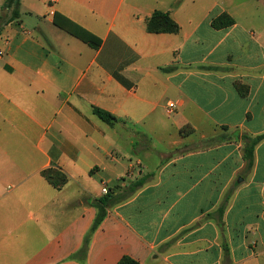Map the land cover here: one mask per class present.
<instances>
[{
	"label": "crops",
	"instance_id": "0c3cea01",
	"mask_svg": "<svg viewBox=\"0 0 264 264\" xmlns=\"http://www.w3.org/2000/svg\"><path fill=\"white\" fill-rule=\"evenodd\" d=\"M156 10L179 33L147 32ZM223 13L236 23L212 28ZM239 15L223 0H21L12 19L0 0V264H264V139L245 155L264 135V30ZM229 39L243 62L210 61ZM50 168L69 177L62 189Z\"/></svg>",
	"mask_w": 264,
	"mask_h": 264
},
{
	"label": "trees",
	"instance_id": "16d2710c",
	"mask_svg": "<svg viewBox=\"0 0 264 264\" xmlns=\"http://www.w3.org/2000/svg\"><path fill=\"white\" fill-rule=\"evenodd\" d=\"M21 4V0H7V7L12 10V19H16L19 16V7ZM236 23V20L230 16L228 13H223L220 16L214 18L211 22V27L220 30L224 28H228L233 26ZM55 25L61 27L71 35L79 38L83 42L89 44L91 47L97 49L101 46L102 40L85 30L81 29L77 25L71 24V27H66L58 24L55 22ZM146 29L147 32L153 33V34H159V33H179L180 26L179 24L171 17L170 13L163 12L160 10H156L151 17H149L146 20ZM165 72H170L173 70V67H168L163 69ZM241 85V84H239ZM248 89L246 90H240V93L242 95H245L247 93ZM94 113L104 122L107 124H114L117 120V118L100 108H94ZM194 132L193 127L190 125L184 126L180 129V134L182 136H189ZM225 135H219L216 137L209 138L205 141L208 145H213L218 143L219 141H222L225 139ZM264 139V135L258 136L256 138H250L249 144L245 148V155L248 160H251L253 156V150L255 145ZM43 177L56 189L60 190L62 189L69 181V177L59 168H50L42 171ZM143 183V180L136 182L135 184L131 185L129 187L130 192H133L136 188H138ZM228 199V197H227ZM118 198L113 197L111 194L106 195L104 198L99 199L96 203V207L98 209V213L95 219V222L91 228L90 233L94 232L97 227L101 224V222L105 219L107 215V208L117 202ZM220 216L222 214V211H220ZM89 236L85 238L84 241V247L82 249V252L86 251V247L89 243ZM117 264H140L138 261L128 257L124 256Z\"/></svg>",
	"mask_w": 264,
	"mask_h": 264
},
{
	"label": "rangeland",
	"instance_id": "374dc122",
	"mask_svg": "<svg viewBox=\"0 0 264 264\" xmlns=\"http://www.w3.org/2000/svg\"><path fill=\"white\" fill-rule=\"evenodd\" d=\"M227 6H231L234 5L237 9V11L240 13V22L242 25L248 24L249 22L246 21V17L252 20V23L256 26V27H261V29L264 30V0H223ZM244 18H242V17ZM248 20V19H247ZM204 34V32L202 33ZM212 34H214V32H212L210 30V35L208 37V40H212ZM261 41L264 42V38L261 39ZM211 43V41L207 42L203 51H209L211 50L210 47H208V45ZM227 46V47H226ZM226 47V48H225ZM225 50H222L224 49ZM245 53L244 49H240L236 47V44L234 42H232L231 39L227 40V42L225 43V46H222L220 48H218L214 54L212 56L209 57V60H214L216 62H230V63H234V64H241L243 62V54ZM231 55V57H229ZM244 90H246L245 87H243ZM168 98L170 97H165L164 99V104H166ZM162 115L164 116V120L168 121V113H162ZM152 127L154 128H159L158 130L161 132L160 136L158 135V139H156V143L157 142H164L166 141V139L169 137L168 133H165L161 130L162 128V124H156L155 122L152 123ZM167 137V138H166ZM155 141V140H153ZM118 185H114L113 188L108 189V193L110 194L111 191L115 190V188H117Z\"/></svg>",
	"mask_w": 264,
	"mask_h": 264
},
{
	"label": "built area",
	"instance_id": "2783aa9c",
	"mask_svg": "<svg viewBox=\"0 0 264 264\" xmlns=\"http://www.w3.org/2000/svg\"><path fill=\"white\" fill-rule=\"evenodd\" d=\"M176 108H177V103H176V102H174V101L169 102V103H168V108H167V113H168L169 115L174 114ZM103 193H105V194L108 193L107 188L103 189Z\"/></svg>",
	"mask_w": 264,
	"mask_h": 264
}]
</instances>
